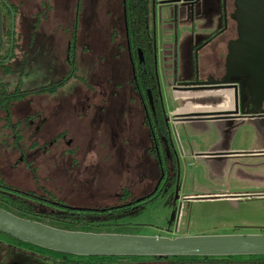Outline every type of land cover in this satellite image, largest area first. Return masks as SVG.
Instances as JSON below:
<instances>
[{
  "label": "rangeland",
  "instance_id": "1",
  "mask_svg": "<svg viewBox=\"0 0 264 264\" xmlns=\"http://www.w3.org/2000/svg\"><path fill=\"white\" fill-rule=\"evenodd\" d=\"M82 1L89 3L91 17L103 16L108 10L106 22L118 25L119 0ZM30 13V8L29 12L20 9L14 16L9 14V17L2 12L0 19L2 33L10 28L12 20L14 31L22 33V39H25L27 45L26 77L21 85L22 90L34 89L43 82L53 81L60 76L64 70L63 59L69 40L65 33H53L51 28L44 30L41 27L28 46L32 29ZM82 30L77 33V49L81 45ZM87 39L91 49H99L98 37L96 38L93 29ZM87 53L89 52L77 53V74L85 76L81 73L84 69L82 63L87 60L86 75L89 71L92 81L95 77L104 82L101 87H97L98 95L92 99L86 115L75 116L73 119L44 118L42 121L29 122L31 127L41 125L44 134L67 133L72 140V152L65 155L59 152L44 154L29 148V152L25 151L23 154L19 146L26 142L14 139L10 136V131L5 130L8 120L4 115L10 113L9 122L15 123V114L25 106L18 102L9 112L0 110L2 183L20 195L50 198L45 194L49 192L64 207L87 211L112 207L120 203L119 198L123 193L127 197L121 202H129L156 190L153 199L143 201L127 212L103 215L98 219L89 216L81 218L96 229L107 228L114 232L121 226L127 227L129 235L171 239L185 235H261L264 232V164L257 165L240 159L214 162L210 159L182 156L177 149L178 162L173 171L172 165L162 154H158L157 159L152 158L147 151L148 132L146 126L141 125V111L138 113L137 101L133 100L132 103L130 100L135 95L123 83L129 71L126 54L113 49L106 68L101 70L97 61L96 65L93 64L98 54ZM113 53L118 54L117 59H114ZM185 60L186 63L190 61L189 58ZM116 82L120 83L117 89ZM171 96L179 101H174ZM188 96V93L171 95L167 91L165 99L169 104V114L174 112V107L180 105L178 102L182 103L181 109L186 111H194L193 108L197 107L209 108L206 111L216 110L210 108L216 103L209 99L197 101L193 98L190 101ZM182 97L188 99L180 101ZM53 98L45 96V100ZM37 99L32 100L34 108L40 103ZM215 129L264 131V119L244 122H187L172 124L171 131L173 135L183 138L184 134L192 130L204 132ZM188 138V145L182 143L183 155L188 150L193 153L211 150L207 145L214 139L204 136ZM0 244L12 250L24 251L11 243L9 245L5 239L0 238ZM28 250V254L40 255L37 251ZM33 254L17 255L0 247V264H48Z\"/></svg>",
  "mask_w": 264,
  "mask_h": 264
},
{
  "label": "flooded vegetation",
  "instance_id": "2",
  "mask_svg": "<svg viewBox=\"0 0 264 264\" xmlns=\"http://www.w3.org/2000/svg\"><path fill=\"white\" fill-rule=\"evenodd\" d=\"M118 5V25H112L111 21L106 22L109 15L108 10L103 16L91 17L88 9L89 3L82 0H0V19L2 12L9 17V14L14 16V13L20 9L29 12L30 8L32 29L28 37V46L41 27L44 30L51 28L50 31L53 33L57 31L69 36L63 59L62 68L64 70L60 76L53 81H45L34 89L22 90L21 85L26 77L27 45L25 39H22V33L14 31L12 20L10 28L4 30L3 33L0 22V89L6 90L9 98L18 97L12 100L13 105L18 102L25 105L15 114V123L9 122L10 113L4 115V118L8 120L5 123V130L10 131V136L14 139L19 138L26 142L25 145L21 143L19 146L23 154L29 148L37 149L44 154L59 152L61 155H65L72 152V140L68 138L67 133L44 134L41 125L31 127L29 122L42 121L44 118L73 119L75 116H85L92 99L98 95L97 87H101L104 80L94 77V81H92L89 71L86 75L87 60L82 63L84 69L81 72L87 78L78 75L75 64L77 53L93 52L98 54L93 64L96 65L97 61L98 67L102 70L106 68L107 59L112 55V50L117 49L126 54L129 71L123 83L135 95L130 100L132 103L133 100H136L138 113L141 111V125L142 127L146 126L148 132L147 151L152 158L157 159L158 154H162V157L172 165L173 171L178 162L177 149L185 157L194 156L214 162L240 159L257 165L264 164V131L257 129H215L204 132L192 130L184 134L183 138L173 135L171 131L172 124L187 122H244L264 119V99L257 104L256 100L252 101L248 90L249 77H229L228 83L225 85L227 89L199 90L200 88L216 87L215 83L225 75L224 61L227 55V46L237 39L234 0H211L209 2L205 0H119ZM92 29L96 38L98 37L99 49L89 47L87 38ZM80 30H82V41L77 49V33ZM113 57L117 59L118 54L113 53ZM185 58H189L190 61L186 63ZM181 84L187 85L184 87ZM115 85L116 89L120 87L118 82ZM92 91H95L94 94ZM167 91L171 95L173 93H188L190 101L193 98L197 101L209 99L216 103L215 106L222 103L221 93L226 92L229 94L227 100L230 104L227 110L235 108L237 113L218 117L219 119H175V116L179 114L196 111L181 109L182 103L178 102L180 105L174 107L172 110L174 112L169 114V104L165 99ZM45 96L54 98L45 100ZM171 97L174 101L176 100L174 96ZM34 98H38L37 100L40 101L36 108L32 107ZM188 98L182 97L180 101ZM26 101L28 102L26 103ZM200 136L215 139L207 145V148H211V150L199 153L188 150L187 154L183 155L182 143L188 145V137ZM45 194H48L50 198L35 197L32 194L17 196L25 203L24 205L32 207L30 216L35 218L34 222L42 224V221L55 220L64 223H79L83 227H90L86 221L81 219L82 217L89 216L98 219L103 215L127 212L135 205L153 199L156 190L144 194L141 198L131 199L129 202H121L123 198L127 197V194L123 193L119 198L120 203L91 211L66 208L61 201L53 199L49 192H45ZM91 228L98 233L111 232L100 234H116L107 228ZM120 229L128 230L127 227L118 226L114 232ZM254 234L260 235V233ZM261 235H264V232ZM0 238L7 240L10 245L11 242L8 238ZM13 245L24 251L12 250L1 244L0 247L17 255L33 254H28L26 252L29 251L28 249ZM37 252L40 255L36 254L35 256L44 257L42 252ZM74 257L79 258V261L84 264L99 263L89 261L90 257ZM135 261L141 262L135 263ZM45 262L49 264L48 261ZM127 263L264 264V258L259 256L139 257L131 260L130 263L127 261L125 264ZM107 264H123V261L118 257Z\"/></svg>",
  "mask_w": 264,
  "mask_h": 264
},
{
  "label": "water",
  "instance_id": "3",
  "mask_svg": "<svg viewBox=\"0 0 264 264\" xmlns=\"http://www.w3.org/2000/svg\"><path fill=\"white\" fill-rule=\"evenodd\" d=\"M237 39L227 46L225 75L214 88L227 89L231 76L249 77L256 104L264 99V0H234ZM185 87L187 84H181ZM187 90V89H181ZM236 110L179 114L175 119L234 115ZM0 234L55 253L81 257L264 256V235H207L177 238L68 232L18 218L0 209Z\"/></svg>",
  "mask_w": 264,
  "mask_h": 264
},
{
  "label": "trees",
  "instance_id": "4",
  "mask_svg": "<svg viewBox=\"0 0 264 264\" xmlns=\"http://www.w3.org/2000/svg\"><path fill=\"white\" fill-rule=\"evenodd\" d=\"M0 93H2L0 94V110L9 112L10 108L13 106L12 100L18 97L9 98L8 97L9 95H7L6 90H3V89H0ZM18 195L20 194L15 192L10 187L5 186L0 179V209L18 218L34 221L35 218L33 219L32 216H30V213L32 212V207L24 205L25 203L22 202V200L19 197H17ZM10 196H12V198H10ZM42 224L50 228L68 231V232L98 233L94 231L91 227H87V226L83 227L79 223H73V222L64 223V222H58L55 220H46V221H42ZM100 233H111V232L103 231ZM113 233L129 234V230L120 229ZM0 237L8 238L12 244H16L22 248L42 252L44 254V257H40L39 259L48 261L49 264H84L83 262L79 261L80 260L79 258L74 257V256L58 254V253L42 250L37 247L31 246L29 244H25L17 240H14L12 238H9L8 236L3 235V234H0ZM34 257L38 258V256H35V255ZM259 257L264 258V256H259ZM117 258L118 257H101L98 259V257H90L89 261L99 262L97 264H107V262L114 261ZM120 258L123 261V264H125L127 261L130 262L131 260H134L139 257H120ZM155 258H160V257H155ZM95 260H98V261H95ZM88 264H95V263H88Z\"/></svg>",
  "mask_w": 264,
  "mask_h": 264
},
{
  "label": "crops",
  "instance_id": "5",
  "mask_svg": "<svg viewBox=\"0 0 264 264\" xmlns=\"http://www.w3.org/2000/svg\"><path fill=\"white\" fill-rule=\"evenodd\" d=\"M221 95H222V98H223L222 103L219 106L210 107L211 109L212 108H216V110H227L229 108L230 104H229V102L227 100L229 94L226 93V92H222ZM193 109L196 112H202V110L206 111L209 108H207V107H197V108H193ZM185 236H187V235H185Z\"/></svg>",
  "mask_w": 264,
  "mask_h": 264
}]
</instances>
